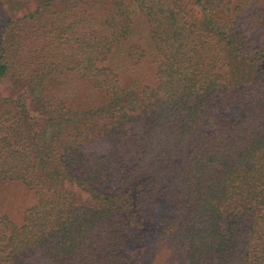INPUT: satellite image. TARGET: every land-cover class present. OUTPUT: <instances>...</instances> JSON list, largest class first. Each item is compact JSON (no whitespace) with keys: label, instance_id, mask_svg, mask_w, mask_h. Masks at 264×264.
<instances>
[{"label":"trees","instance_id":"obj_1","mask_svg":"<svg viewBox=\"0 0 264 264\" xmlns=\"http://www.w3.org/2000/svg\"><path fill=\"white\" fill-rule=\"evenodd\" d=\"M0 264H264V0H0Z\"/></svg>","mask_w":264,"mask_h":264}]
</instances>
